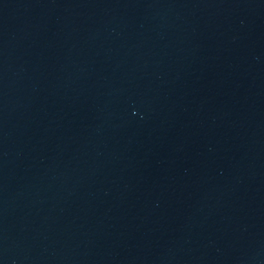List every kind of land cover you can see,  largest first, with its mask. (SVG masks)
I'll list each match as a JSON object with an SVG mask.
<instances>
[{
    "label": "water",
    "instance_id": "obj_1",
    "mask_svg": "<svg viewBox=\"0 0 264 264\" xmlns=\"http://www.w3.org/2000/svg\"><path fill=\"white\" fill-rule=\"evenodd\" d=\"M0 264H264V0H0Z\"/></svg>",
    "mask_w": 264,
    "mask_h": 264
}]
</instances>
